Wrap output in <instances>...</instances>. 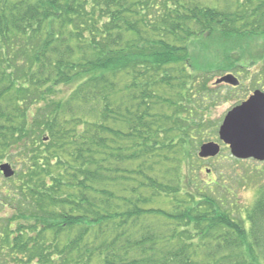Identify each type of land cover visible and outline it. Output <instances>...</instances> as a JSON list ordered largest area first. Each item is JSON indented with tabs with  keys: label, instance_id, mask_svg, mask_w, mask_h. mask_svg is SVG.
<instances>
[{
	"label": "trees",
	"instance_id": "16d2710c",
	"mask_svg": "<svg viewBox=\"0 0 264 264\" xmlns=\"http://www.w3.org/2000/svg\"><path fill=\"white\" fill-rule=\"evenodd\" d=\"M201 47L229 74L262 65L246 78L264 90V0H0V164L17 169L0 260L264 264V185L241 220L222 173L179 175L216 127Z\"/></svg>",
	"mask_w": 264,
	"mask_h": 264
},
{
	"label": "rangeland",
	"instance_id": "374dc122",
	"mask_svg": "<svg viewBox=\"0 0 264 264\" xmlns=\"http://www.w3.org/2000/svg\"><path fill=\"white\" fill-rule=\"evenodd\" d=\"M258 43L262 44L263 40ZM251 44H255L254 41ZM207 47V46H206ZM206 47H201L199 50L192 52V64L193 71L195 73L204 75V80H207V88H211L212 91L219 92V99L216 101L210 109H206L207 119H211V122L215 123L214 128L208 129L206 135L202 140L203 142L197 140V146L191 144L188 149L191 153V158L187 159L185 162L179 159L177 161L178 171L181 178L188 183L191 179L192 182L198 183L200 185L212 184L214 181H219L224 184L220 175L224 176V181L228 184L230 189H234L237 194V199L232 198L233 211L237 214L239 219H245L246 211L250 208L256 198L258 197V189L264 185V164H258L250 160H244L242 162H234L231 160L233 158L230 149L224 145L219 140V128L222 124L227 113L232 110L235 106L241 104L245 101L252 93L251 88L252 83L250 80L247 82V78L256 77L257 73L261 70L262 65H257L250 67L248 75L241 76L239 71L235 74L230 73L229 70L225 69L226 58L221 53L216 54L217 57L214 59L213 50H207ZM213 53V55H211ZM217 60V61H216ZM214 64V66H213ZM224 70V72H222ZM227 75H232L242 84L236 88H230L228 83L216 84L217 80L225 77ZM247 77V78H246ZM70 91V87L64 86L60 88L59 97H66ZM205 107L209 105V100L211 98L205 97ZM219 143L222 147L221 153L210 159H202L199 156L200 149L202 145L208 143ZM5 163L0 164L4 165ZM260 165V166H259ZM13 171L16 173V167H12ZM258 170V171H257ZM0 201L5 198L3 194V183H6V178L3 176V172L0 170ZM260 174V175H259ZM190 180H189V179ZM208 188V187H206ZM5 192V191H4ZM223 193V191L221 192ZM15 204H7L3 208L0 206V226H7L8 220L13 216V207ZM1 263L13 264L12 261L0 260Z\"/></svg>",
	"mask_w": 264,
	"mask_h": 264
},
{
	"label": "water",
	"instance_id": "95a60500",
	"mask_svg": "<svg viewBox=\"0 0 264 264\" xmlns=\"http://www.w3.org/2000/svg\"><path fill=\"white\" fill-rule=\"evenodd\" d=\"M228 81L229 78L220 80ZM219 135L235 158L264 161V93L255 91L248 101L231 110L223 121ZM220 151L219 144L208 143L201 147L199 156L203 159L213 158ZM0 170L6 179L15 175L9 164L1 165Z\"/></svg>",
	"mask_w": 264,
	"mask_h": 264
},
{
	"label": "bare ground",
	"instance_id": "6f19581e",
	"mask_svg": "<svg viewBox=\"0 0 264 264\" xmlns=\"http://www.w3.org/2000/svg\"><path fill=\"white\" fill-rule=\"evenodd\" d=\"M245 160V159H244ZM243 159L241 161H244ZM246 160H250V161H255L257 162L258 164H264V161H259V160H256L254 158H251V159H246Z\"/></svg>",
	"mask_w": 264,
	"mask_h": 264
}]
</instances>
